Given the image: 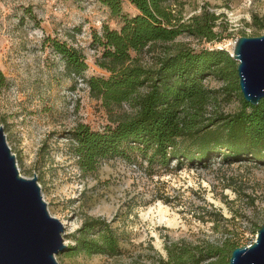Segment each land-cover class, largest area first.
<instances>
[{"label":"rangeland","instance_id":"1","mask_svg":"<svg viewBox=\"0 0 264 264\" xmlns=\"http://www.w3.org/2000/svg\"><path fill=\"white\" fill-rule=\"evenodd\" d=\"M171 5L183 20L204 9L218 14L217 36L208 40L182 32L171 41L145 46L139 52L145 64L179 46L224 47L231 52L236 37L264 31V0H178ZM122 7L129 14L137 11L128 0ZM253 15L263 21L261 27L253 23ZM119 24V18L96 0H0V67L7 78V87L0 90V125L19 173L37 176L49 213L64 225L67 247L87 217L105 218L119 237L116 255L66 248L55 258L60 264H167L162 262L168 258L166 245L206 243L225 249L222 258L227 264L231 248L226 247L249 243L264 222V161L214 155L205 162L183 160L176 165L173 158L166 167H150L136 153L104 158L87 172L76 162L69 138L76 122L100 129L114 117L133 114L136 107L127 101L104 106L81 76L67 71L50 38L83 53L85 77L107 75L96 62L101 46L92 35L102 25ZM236 80L235 67L228 84ZM225 81L213 75L204 79L206 87L218 90L204 106L205 115L239 108L240 89L225 93ZM158 201L177 214V225L153 223L142 214Z\"/></svg>","mask_w":264,"mask_h":264},{"label":"trees","instance_id":"2","mask_svg":"<svg viewBox=\"0 0 264 264\" xmlns=\"http://www.w3.org/2000/svg\"><path fill=\"white\" fill-rule=\"evenodd\" d=\"M96 1L120 21L118 28L102 25L101 31L92 35V40L101 46L96 62L108 71L107 75L85 77L87 63L77 47L55 37L50 38L51 45L67 71L81 76L91 95L104 106L127 101L136 110L112 118L100 129L83 121L75 123L69 138L82 171L95 170L104 158L115 155L130 158L136 153L146 158L150 167H166L173 158L176 165L183 160L205 162L214 155L264 161V97L251 104L240 93V106L235 111L214 112L209 116L203 113L206 103L218 91L205 86L207 76L227 80L223 86L225 93L239 89L237 80L228 84V79L234 76L236 61L227 49L179 46L163 51L152 64L139 59L145 46L171 41L182 32L214 39L218 14L204 9L183 20L171 5L178 0H128L137 10L132 14L123 10L124 0ZM253 23L263 25L255 15ZM142 86L144 91L140 90ZM5 87L7 78L0 67V90ZM72 237L74 242L67 247L72 253H120L119 237L103 217L83 219ZM234 246L233 242L226 248ZM166 249L168 258L162 262L167 264H199L220 254L221 257L207 264H225L222 258L225 249L212 244L175 243L166 245Z\"/></svg>","mask_w":264,"mask_h":264},{"label":"water","instance_id":"3","mask_svg":"<svg viewBox=\"0 0 264 264\" xmlns=\"http://www.w3.org/2000/svg\"><path fill=\"white\" fill-rule=\"evenodd\" d=\"M230 54L242 97L256 104L264 97V31L236 37ZM63 229L47 209L37 176L19 173L0 125V264H60L55 254L67 248ZM227 264H264V222L249 243L231 249Z\"/></svg>","mask_w":264,"mask_h":264},{"label":"bare ground","instance_id":"4","mask_svg":"<svg viewBox=\"0 0 264 264\" xmlns=\"http://www.w3.org/2000/svg\"><path fill=\"white\" fill-rule=\"evenodd\" d=\"M142 214L148 216L153 223L157 221L168 226H175L178 223L177 214L169 211L168 206L160 201L156 205H149Z\"/></svg>","mask_w":264,"mask_h":264}]
</instances>
